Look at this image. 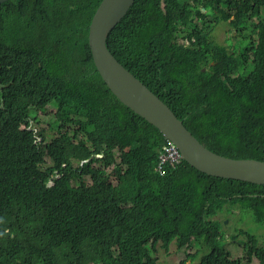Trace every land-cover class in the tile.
Segmentation results:
<instances>
[{"label": "trees", "instance_id": "1", "mask_svg": "<svg viewBox=\"0 0 264 264\" xmlns=\"http://www.w3.org/2000/svg\"><path fill=\"white\" fill-rule=\"evenodd\" d=\"M102 2L0 4V264H157L172 243L192 250L180 264H264V242L243 230L232 257L216 219L240 209L264 227L263 184L185 160L157 174L166 140L94 65ZM222 23L249 35L238 53L209 40ZM108 46L206 148L264 162V0H136ZM51 104L49 140L32 121Z\"/></svg>", "mask_w": 264, "mask_h": 264}, {"label": "water", "instance_id": "2", "mask_svg": "<svg viewBox=\"0 0 264 264\" xmlns=\"http://www.w3.org/2000/svg\"><path fill=\"white\" fill-rule=\"evenodd\" d=\"M7 0H0V4ZM136 0H103L89 30L95 67L120 103L154 126L180 149L183 159L198 171L222 179L264 185V162L218 155L191 133L186 124L145 85L125 70L111 54L109 34L125 18ZM204 71V70H203ZM102 158V157H100Z\"/></svg>", "mask_w": 264, "mask_h": 264}, {"label": "rangeland", "instance_id": "3", "mask_svg": "<svg viewBox=\"0 0 264 264\" xmlns=\"http://www.w3.org/2000/svg\"><path fill=\"white\" fill-rule=\"evenodd\" d=\"M208 31V30H207ZM236 36V37H235ZM235 37V38H233ZM214 40L215 45L221 46V48L228 49V46H232L233 50H241L248 44L249 35L237 37L236 31H234L229 24L222 23L216 26L213 31L210 33V41ZM250 55V53L248 52ZM37 119L32 121V126L37 128V130H43L49 140L57 136V126L55 125V106L54 104L49 105L45 111H36L33 113ZM24 125H20V128H23ZM75 164V163H74ZM112 170H109L111 172ZM114 184H116V179H111ZM216 219L221 222H225L223 225L224 238L223 244L226 243L229 248L232 257L239 258L242 256V247L233 242L232 235H238V231H247L251 232L259 237L261 243L264 242V227L256 224L253 220L252 213L250 211H242L240 209H235L233 212L223 211ZM235 228V230L233 229ZM242 231V232H243ZM240 232V233H242ZM155 254H151L152 258H155L157 264H180L182 261L187 259V255L192 251L191 249H180L176 246L175 243L170 245L168 251H164L160 246L156 247ZM195 252L198 250V247L195 246ZM209 250H204V254L208 253ZM192 260H189L191 263ZM255 264V261L253 262Z\"/></svg>", "mask_w": 264, "mask_h": 264}, {"label": "built area", "instance_id": "4", "mask_svg": "<svg viewBox=\"0 0 264 264\" xmlns=\"http://www.w3.org/2000/svg\"><path fill=\"white\" fill-rule=\"evenodd\" d=\"M183 156L178 146L172 141L166 140L162 145L159 156L158 165H156V171L159 175H164L167 168H178L183 163Z\"/></svg>", "mask_w": 264, "mask_h": 264}, {"label": "clouds", "instance_id": "5", "mask_svg": "<svg viewBox=\"0 0 264 264\" xmlns=\"http://www.w3.org/2000/svg\"><path fill=\"white\" fill-rule=\"evenodd\" d=\"M165 140H167V139H165ZM182 164H183V163H182ZM180 166H181V165H180ZM157 174H158V173H157ZM164 175H165V174H164ZM164 175H163V176H164ZM161 176H162V175H161Z\"/></svg>", "mask_w": 264, "mask_h": 264}]
</instances>
